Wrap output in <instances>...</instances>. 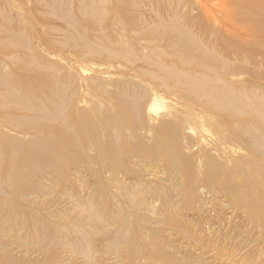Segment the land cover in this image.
I'll return each mask as SVG.
<instances>
[{"label":"rangeland","instance_id":"1","mask_svg":"<svg viewBox=\"0 0 264 264\" xmlns=\"http://www.w3.org/2000/svg\"><path fill=\"white\" fill-rule=\"evenodd\" d=\"M220 5L217 0L207 3L212 13ZM163 6L161 0H0V63L6 66L0 70V76L24 77L35 84L39 82L37 85L46 79L50 84L65 86L73 91L77 109L96 106L104 110L116 106L114 97L120 93L123 105H132V98L148 91V75L144 72L153 68L144 62L142 57L147 53L140 49L143 43L134 37L155 35L157 16L164 15V10L158 11L157 7ZM232 39L246 41L243 50H248L255 60H226L234 67L233 72L239 74L231 80L250 85L256 89L252 93L262 95L264 47L249 37ZM122 42L128 43L131 56L111 59L102 52L103 46L116 51ZM90 48L100 49V54ZM17 89L20 97L27 100L23 105L0 100V115H6L0 117V180L11 175L18 179L15 189L3 185L0 194V264H264V161L250 157L252 151L244 143L246 138L218 142L208 132L200 131V125L190 123L193 126L188 128L192 130L182 131L176 141L179 151L173 156L184 162L177 169L168 167L167 149L157 148L147 129L167 111L184 118L189 105L175 93L159 90L156 94L161 110L152 116L154 122L140 113L141 119L148 120H142L143 125L133 138L126 132L117 139L108 138L106 132L100 137L105 144L111 140L114 147L132 146L139 141L140 147L150 152H132L126 157L121 153V166L114 172H104L95 164L99 162L97 158L90 160L97 156L94 148L87 153L70 131L63 132V138L72 147L65 151L62 160L53 146L44 148L41 142L51 131L45 127L59 128V123L32 121L36 113L23 106H37L42 95L32 88ZM144 101L148 103L149 99ZM66 109L65 113L71 108ZM202 116L205 126L209 115ZM8 119L24 128L40 129L20 133L2 121ZM235 124H230L224 134L228 135L230 130L239 133ZM37 143L39 146H35ZM23 150L28 153L25 160L28 155H48L51 164L39 169L22 168L15 154ZM75 159L78 163H73ZM250 167L259 168V178ZM209 175L216 179L215 185ZM236 176L245 181L236 183L230 191L227 180ZM232 193L240 196L238 202L233 200ZM248 196L256 200L254 210L245 203ZM94 197L111 203V207L121 203V210L127 213L121 217L126 219L129 230L117 235L115 249L107 242L116 231L114 227H106L104 233L95 232L88 256L74 252L71 242L79 235L68 232L72 227L67 225L76 222L69 214L70 202ZM130 200L136 202L135 208L130 207ZM9 207L15 209L12 214L22 215L20 221L24 217L26 220L17 233L6 230ZM38 226H45L47 234L59 240L44 239L47 241L38 243L33 237L35 233L29 232L31 227Z\"/></svg>","mask_w":264,"mask_h":264},{"label":"bare ground","instance_id":"2","mask_svg":"<svg viewBox=\"0 0 264 264\" xmlns=\"http://www.w3.org/2000/svg\"><path fill=\"white\" fill-rule=\"evenodd\" d=\"M161 1L165 6L157 7V10H164V15L157 16L159 21L155 35L146 36L138 34L134 37L143 43V45H140V49L144 50L147 55H144L142 58L147 65L153 68L147 69L144 72V74L148 75L146 79L149 84L148 91H145L143 95L141 94L132 98V105H130V101L126 102L129 105H123L120 93L114 97L117 103L116 106H107L104 110L96 106L88 110L77 109L75 106L77 102H74L72 98L74 97L73 91H70L65 86L50 84L46 79H43V84L37 85L39 82L35 84L33 80L31 81L28 78L17 76L5 77V74H1L0 76V100L6 101V103H21L23 105V103H26V99H24V96L20 97L16 92L17 88L24 89L25 91H30L32 88L33 91H39L42 98L39 99L40 101L37 106H23L29 111L36 113L31 120L35 122L43 121L46 124L53 121L59 123V128L45 127V130L51 131L45 141L41 142V145L43 146L44 144V148L46 146H53L55 154L57 153V157L62 160V155L65 154V151L72 147L63 138V132L70 131L71 136H74L77 139V143L79 142L80 145L85 147L87 153L91 147L94 148L97 156L92 157L90 160L93 161L97 158L99 162L95 164L98 165L100 171L104 172H114L117 167L121 166V153L126 157L132 152L150 150L142 149L139 141L135 145H128L129 147L127 145L120 146L119 144H117L119 147H114L110 142L111 140H107V144H105V141L102 142L100 137L101 135H105L106 132L108 138L117 139L121 133L126 132L133 138V134L143 125L144 120L149 119L154 122L155 120L152 116L157 115V111L161 110L156 94V91L159 90L167 91L168 94L170 92L173 95L175 93L179 99L189 105L186 107V111H184L186 114L184 118L181 119L167 111V114L159 118L156 124L153 123L147 129L148 132L153 134L152 136L155 138L154 140H156L157 144L156 147L167 149L165 156L168 167L177 169L180 164H183V159L180 158V161H176L173 156L177 155L179 151L178 146H176L177 138L179 139L184 129H187L190 125L193 126L190 123L200 125V131L208 132L218 142L230 143L235 139L242 140L246 138V142L244 141V143L252 151L250 157H256L264 161V93L256 95L252 93L256 90H253L254 87L234 83L231 79L239 74L233 72L234 67L232 68L228 65V61L232 59L236 62L249 63L255 60L248 50H243L244 47L242 46H245L246 41H235L232 39L234 36L249 37L255 43L264 47V0H217L222 6L218 7L220 9L217 8L218 11L216 13H212L207 7L208 1L212 0ZM123 30L134 33L133 30ZM127 44L125 42L119 43L120 47L116 51L103 46L102 52L111 59L121 57V55L129 57L131 54L128 53L129 46ZM89 50L95 54H100V49L96 51L94 48H90ZM224 60L225 62H223ZM3 67L6 66L1 62L0 70ZM96 91H99V89H96ZM145 99H149V102L146 103ZM66 107H70L71 109L65 113ZM140 113H144L148 119H141ZM204 113L209 115V121L205 126L203 122L206 120H203L202 116ZM5 116L3 114L0 115L2 118ZM9 119L2 121L7 123L11 128L18 129L20 133H25L28 130L37 132L40 129H37V126L24 128L19 126L20 124L15 125ZM235 122L239 127V133L230 130L228 135H225V130L230 129V124L233 125ZM188 129L192 130V128ZM74 137L73 139L75 140ZM37 145L39 146V143L35 144V146ZM27 154L24 150L15 154V160L22 162V168L35 167L39 169L51 161L48 155H39V157L28 155L27 160H25ZM73 163H78V161L75 159ZM29 164H32V166ZM56 164H60V162H55ZM86 167L89 168L88 165ZM256 168L252 167L251 169L253 175L259 178V168ZM28 171L26 170V172ZM234 178H237L236 182ZM208 179H210L212 185H215L216 179L211 177V175L208 176ZM227 181L229 183L228 189L232 191L236 183L245 180L240 176H236L228 178ZM17 182L18 179L12 175L5 180H0V194L3 193L1 191L3 185L9 189H15ZM237 196L239 195L232 193V198L235 202L239 201L240 196ZM251 197L248 196L245 203L250 205L254 210L256 200ZM95 198H87L85 201L72 200L70 202L72 211L69 214L72 215L71 220L76 222L68 223L67 225L69 228L70 226L72 227L68 232L79 235L75 241L71 242L74 252L83 253L88 256L91 253V239L95 232L96 234L104 233L103 231L106 227H114L117 234L116 231L115 233L113 232L114 234L111 235V239L107 242H109L112 249H115L119 242L117 235L121 234V231L126 233L129 230L126 219L121 217V215L125 214L121 210V203L119 206L117 204L111 207L108 206L111 203H105L104 200H96ZM240 201L243 202L242 200ZM135 204L136 202L132 203L130 207L133 208ZM12 210L15 212V209L7 210L8 214L5 225H8V227L6 230L17 233L21 230V227L22 229L24 228L23 224L26 220H24L25 217L23 216L24 219L20 221L22 215L19 213L12 214ZM130 215L132 216V214ZM132 225L134 224L132 223ZM45 229V226H38V228L31 227L29 232L35 233L33 237H35L34 240H37L38 243H43L47 240L51 242L55 241L57 238L48 235L49 232L47 234ZM69 238L71 237L69 236ZM98 253L101 252L98 251Z\"/></svg>","mask_w":264,"mask_h":264}]
</instances>
